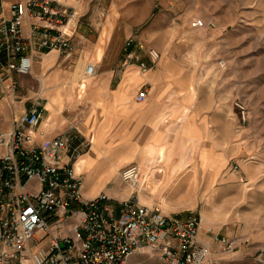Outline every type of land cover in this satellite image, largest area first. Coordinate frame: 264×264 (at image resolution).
Returning <instances> with one entry per match:
<instances>
[{"label": "crops", "instance_id": "crops-1", "mask_svg": "<svg viewBox=\"0 0 264 264\" xmlns=\"http://www.w3.org/2000/svg\"><path fill=\"white\" fill-rule=\"evenodd\" d=\"M14 1L17 0H0V16H8V7ZM67 1L75 12L67 23L58 17L42 20L29 17L25 20L23 35L26 38L31 40L32 23H37L41 28H50L52 34L67 29L69 44L48 49L39 44V33L33 36L30 72L21 74L12 71L10 79L17 80L20 87L15 94L0 97V130L19 126L20 116L34 104L43 108L34 128L37 143L65 132H74L73 126H76L80 135L74 144L84 138L91 139L88 147L74 155L77 157L74 166L83 179L84 195L94 197L106 194L115 202L127 195L126 185L121 179L122 169L136 163L140 165L142 174L150 160L149 155L166 141L163 136H167L170 144L177 132L181 135L176 137L178 142H193L195 154L199 156L201 148H210L222 153L226 164L240 156L249 173H252L251 169L256 170L244 161L255 154L254 137L240 125V114L238 121L229 103L231 94L227 87L231 78L227 76L228 72L222 70L219 78L210 74L208 87L200 72L201 69L219 72L216 70V57L232 48L234 33L228 29L234 20L232 0H212V15H207L200 8L194 9L192 5L185 7L184 0ZM192 2L195 4L197 0ZM222 9L223 14L219 12ZM195 16L208 18L210 28L193 27L190 20ZM256 20L260 22V19ZM260 28H264L263 22H260ZM129 38L134 41L128 50L139 52L149 66L145 74L138 71V68L142 70L137 63L131 61L125 64L123 61L124 43ZM138 40L143 43V48L138 47ZM238 40L245 42L246 35ZM150 48L160 53L156 62L149 57ZM88 63L94 65L93 75L86 74ZM82 81L86 83L83 90ZM218 82L224 87H217ZM140 91L146 92L144 100L137 98ZM249 118L248 114L247 122ZM23 128H26L25 124ZM138 133L143 134L139 138L140 146L136 140ZM153 133H156L152 138L155 144L149 153L143 147ZM188 170L181 171L179 176L190 181L188 191L193 197L190 202L162 208L161 189L154 193L155 187L150 189L148 181L142 177L139 193L144 191L149 199L141 202L158 204L163 213L171 214L178 210H195L199 207L198 201H201L195 215L201 217L202 224L215 225L220 213L225 211L223 203L228 202L230 197L232 203H246L248 206L244 211L256 210L255 236L259 239L257 243H264V183L260 184L256 195L247 194L252 189L247 187L246 195L230 196L225 185L236 183L239 175L224 170V177L213 186L218 179L212 183L209 171ZM159 173L153 175L159 176ZM201 188L205 190L203 194L200 193ZM213 188L216 198L207 203L206 198L214 191ZM184 190L187 191L186 188ZM74 223L75 219L69 218L61 228L53 224L51 230L54 234H66ZM202 224L200 235L207 239ZM238 242L231 253L218 252L213 243L214 253L204 264H255V249L251 252L252 261L244 256L247 251L242 248L240 240ZM131 256L127 258L129 264L136 261Z\"/></svg>", "mask_w": 264, "mask_h": 264}, {"label": "built area", "instance_id": "built-area-1", "mask_svg": "<svg viewBox=\"0 0 264 264\" xmlns=\"http://www.w3.org/2000/svg\"><path fill=\"white\" fill-rule=\"evenodd\" d=\"M8 11V16H0V97L15 94L20 87L17 80L10 79L12 71L30 72L36 33L40 34L39 44L48 49L69 44L67 29L52 34L50 28L37 23H32L31 40L26 38L25 20L58 17L67 23L75 14L67 0H17ZM191 25L204 27L205 22L196 18ZM133 41H125L123 61L135 62L147 71L149 66L142 55L128 50ZM136 43L144 47L139 40ZM148 53L152 62L160 57L154 48ZM218 63L226 66L224 59ZM85 71L93 75L94 65L88 63ZM137 98L144 100L146 92L140 91ZM235 105L241 122L246 123V104L237 100ZM42 110L34 104L20 116L19 126L0 130V264H126L131 254L150 251L169 264H204L213 252V243L224 252L235 251L238 237L217 232L204 240L198 215L164 214L158 206L142 203V174L136 163L121 171L122 182L130 189L126 198L115 202L106 194L86 197L74 155L88 147L91 139L74 144L80 131L73 126L74 132L37 143L34 128ZM69 218L75 219L70 232H52L53 224L61 228ZM37 231L44 233L43 246H38L41 237H37ZM253 258L255 264H264V243L255 248Z\"/></svg>", "mask_w": 264, "mask_h": 264}, {"label": "rangeland", "instance_id": "rangeland-1", "mask_svg": "<svg viewBox=\"0 0 264 264\" xmlns=\"http://www.w3.org/2000/svg\"><path fill=\"white\" fill-rule=\"evenodd\" d=\"M188 1L192 2V0H184L186 4L185 7L192 5L194 9L200 8L204 10L207 15L214 14L212 8L213 5L212 0H197V3L195 4H193V2L192 4H190L188 3ZM232 1L234 3V9L232 13L234 20L232 21V23L229 24L228 29L233 31L234 33V42L230 50H228L227 52H221V54L216 57V60L214 59L216 63H218L219 59H224L226 61L225 69H221V66L218 63L217 65L218 68L216 70L219 72L216 73L215 71L202 70V69L200 70V72L202 77H204V84L206 85V87H208L207 84L210 74L211 76L214 75L217 76V78H219L221 77L220 72L222 70H226L225 72H228L227 76L231 78V83L227 87V90L230 91L231 94L229 98L230 100L229 103L232 107L234 115L237 116L238 121H239L240 112H239V108L235 105V101L241 99L242 101H244V103L248 108V114L250 116L249 121L245 124H242L240 121L239 123L244 129L249 131V135L251 137H254L255 154L250 155L246 160L244 159V161H247L249 166H253L256 170L251 169L252 173H249L248 169H245L243 160L240 158V156L232 158L229 161V163L226 164L223 154L214 152L210 148H206L207 153L204 157L202 156L203 155L202 153L203 150L205 149L201 148L200 156L198 154H195L191 157H188L187 161L182 166L181 171L186 172L190 167L191 168L188 171L196 172L197 169H200L203 173L209 171L212 175V180H213L212 183L215 182L216 178L218 179L217 183L213 184V186H216L220 182L219 180L223 178L224 170L225 172L235 173L239 175L238 176L239 179L234 184L228 183L227 185H225L226 193H228L230 196L232 194H235V196L241 194V196H243L245 194L246 188L251 187L252 189L248 191L247 194L256 195V190H258L260 184L264 183V28H260V22L264 23V0H232ZM173 7H175V5H173ZM219 12L223 14V9L220 10ZM196 18H203L205 20L204 28L210 26L209 24L210 21L208 18L195 16L191 19V21L195 20ZM256 19H260L259 20L260 22H258V20ZM245 23L246 25H244ZM237 30L239 31L241 30L242 32L241 33L235 32ZM242 35H246V41L243 43H241L238 40V38ZM217 87H224V86L221 82L220 84L218 82ZM139 143L140 142L138 141V145L140 146ZM189 162L190 163L194 162V164L190 166ZM218 163H221L220 166ZM235 165H237L238 167L236 168ZM158 167L159 165H155L154 167L150 168V170L152 171V172L150 171L152 175H150V179L148 180L147 184L149 183L150 189L155 187L154 193L158 192V190L161 189L159 190L161 196L160 206L164 208L174 203L183 205L184 203L187 204L188 202H190L193 198L192 196L189 195L190 192L188 191L189 189L188 183L190 181L186 180L185 178H181L179 176L180 174H182L180 173L181 171H179L173 177V179L170 180L171 183L168 184V182L163 180V174L165 175L164 179H166V173L164 171L159 173ZM154 173L157 174L159 173L160 175L154 176L153 175ZM256 180L258 182H256ZM119 182H117V184ZM125 187L127 188V195H126L127 197L130 192V189L127 186ZM183 187L186 188L187 191H185ZM213 189L214 191L206 198L207 203L208 200L209 202H211L216 198V190L215 188ZM204 191L205 190H203V188L200 189V193L203 194ZM221 193L222 191L219 194ZM139 195H140V200L142 201H145V199H149L145 194V192L142 190H140ZM188 196L191 198H188ZM220 197L221 195L219 196V198ZM227 201L228 202L223 203L222 207L225 209V211L220 213L218 219L215 222V225H204L201 223L202 225H204L203 228L207 232L206 233L208 235L207 240H210V236L217 232L223 235H227L229 237L232 236L240 237L239 240L242 243L241 246H243L242 248H245L247 251L246 252L247 254L244 256L252 260L253 258L251 256V252L258 245L261 244V242L257 243L259 239H257L258 237L255 236L257 233V228H255L256 225L254 223L256 222L255 219L257 217L256 216L257 212L254 209L250 211H244L247 209L248 205L246 203L236 202L235 199H233V202L236 203H232L230 197ZM198 202H199L198 208H200L201 201ZM156 206H158L162 212L161 207L158 204H156ZM255 206L256 205L254 202V207ZM198 208L195 210L192 209L188 211L178 210L175 212H179L181 215L197 214ZM225 212L227 214L223 215V213ZM230 219H234V220H230ZM37 234L39 237H41V241L39 242L38 246L45 245L46 242L44 240V233L38 231ZM203 239L206 240V237H203ZM213 245L219 247V245H217L216 243H214ZM217 251L221 252L223 250L222 248L220 249L218 248ZM131 259L132 260L136 259V261L132 264H169L167 262H163L159 260L157 256L155 254H152L151 252L132 254ZM126 264H129L128 261Z\"/></svg>", "mask_w": 264, "mask_h": 264}, {"label": "bare ground", "instance_id": "bare-ground-1", "mask_svg": "<svg viewBox=\"0 0 264 264\" xmlns=\"http://www.w3.org/2000/svg\"><path fill=\"white\" fill-rule=\"evenodd\" d=\"M203 19V18H202ZM204 20V19H203ZM191 21V20H190ZM192 22V21H191ZM190 22V23H191ZM205 22V20H204ZM221 68H225L224 66H221ZM139 69V68H138ZM140 73L145 74L146 71H140ZM81 87L82 90L85 87L86 83L84 81L81 82ZM175 129V128H174ZM175 131V130H174ZM157 133V132H156ZM156 133L151 134V136H149V140L147 141V144L143 147V149L147 152H151L154 144H155V140H152V138L154 136H156ZM174 134V133H173ZM143 134L138 133L136 134V140L137 143L139 141L140 136H142ZM171 135V134H170ZM177 136H181L178 132L175 133V137L172 139V142L169 144L167 142V136L164 135L163 138L166 139V141L164 140V142L160 145H158V147L155 149V152L152 155H149V162H147V166L146 169L144 170V172L142 173V178L147 182L150 179V168L154 167L155 165H159L158 167V171L159 172H165L166 173V179H164L166 182H168V184L171 183V179H173V177L182 169V166L185 164V162L187 161L188 157H191L195 154V148H194V143L193 142H189V141H183V142H178L177 140ZM192 138V137H190ZM205 150H203V155L205 157L206 153H207V149L205 147H203ZM187 150V151H186ZM186 151V152H185ZM212 151V150H211ZM201 154V153H200ZM195 160V159H194ZM246 160V159H245ZM252 161V160H251ZM146 163V162H145ZM190 163V162H189ZM222 163V162H221ZM221 163H218L219 166ZM161 164V166H160ZM190 165V164H189ZM188 166V165H186ZM199 167V166H198ZM195 168V167H194ZM139 169L141 172V167L139 165ZM208 169V168H207ZM211 169V168H210ZM152 172V171H151ZM183 172V171H182ZM213 173V172H212ZM165 176V175H164ZM224 177V175H223ZM179 181V180H178ZM158 183V182H157ZM160 183V182H159ZM162 184V183H161ZM156 185V184H155ZM154 185V186H155ZM160 185V184H159ZM157 185V186H159ZM173 185V183H172ZM153 186V187H154ZM168 186V185H167ZM174 194V193H173ZM182 194V193H181ZM187 195V194H186ZM246 195V194H245ZM172 196V195H171ZM161 197V196H160ZM139 199H140V195H139ZM171 199V198H170ZM173 199V198H172ZM181 199V198H180ZM168 200V199H167ZM186 200V199H185ZM141 201V200H140ZM178 201V200H177ZM183 201V200H182ZM187 201V200H186ZM184 202V201H183ZM209 202V200H208ZM170 203V201H169ZM182 203V202H181ZM161 204V203H160ZM166 204V203H165ZM186 204V203H185ZM165 206V205H164ZM227 214V213H225ZM38 233V232H36ZM152 253V251H150Z\"/></svg>", "mask_w": 264, "mask_h": 264}]
</instances>
